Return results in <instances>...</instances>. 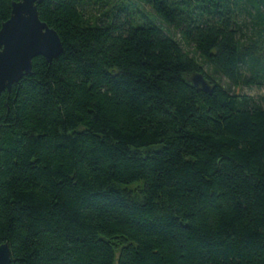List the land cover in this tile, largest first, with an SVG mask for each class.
Instances as JSON below:
<instances>
[{
    "label": "trees",
    "instance_id": "obj_1",
    "mask_svg": "<svg viewBox=\"0 0 264 264\" xmlns=\"http://www.w3.org/2000/svg\"><path fill=\"white\" fill-rule=\"evenodd\" d=\"M37 13L62 53L0 95L11 264H264V0Z\"/></svg>",
    "mask_w": 264,
    "mask_h": 264
},
{
    "label": "water",
    "instance_id": "obj_2",
    "mask_svg": "<svg viewBox=\"0 0 264 264\" xmlns=\"http://www.w3.org/2000/svg\"><path fill=\"white\" fill-rule=\"evenodd\" d=\"M42 1L14 3L9 20L0 27V95L31 74L33 59L42 57L50 63L62 53L58 35L38 17L37 5ZM186 81L197 91L213 90L199 73L190 75ZM0 264H11L8 244L0 245Z\"/></svg>",
    "mask_w": 264,
    "mask_h": 264
},
{
    "label": "rangeland",
    "instance_id": "obj_3",
    "mask_svg": "<svg viewBox=\"0 0 264 264\" xmlns=\"http://www.w3.org/2000/svg\"><path fill=\"white\" fill-rule=\"evenodd\" d=\"M244 94L248 96H252L254 98H259L264 96V87L258 89V88H253V89H243L242 91Z\"/></svg>",
    "mask_w": 264,
    "mask_h": 264
}]
</instances>
